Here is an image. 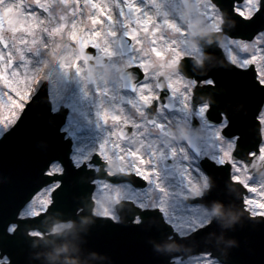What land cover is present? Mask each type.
<instances>
[{
	"label": "snow or ice",
	"instance_id": "obj_1",
	"mask_svg": "<svg viewBox=\"0 0 264 264\" xmlns=\"http://www.w3.org/2000/svg\"><path fill=\"white\" fill-rule=\"evenodd\" d=\"M57 6L62 9L59 16L53 12V8ZM148 6L150 0H147L144 7L139 6L137 0H55L54 4L52 0H0V84L3 85L0 88V108L9 110V118L0 120V126L14 124L19 118L17 110L23 109L25 101L33 98L38 81L34 76L29 78L30 65L26 59L20 58V52L36 43L38 36L44 35L45 30L48 34H54L55 29L63 35V32H72L75 29V38L71 42L83 49L84 57L76 59L74 65L65 67L75 68L78 72L85 60L91 63L94 59H99L96 55H89V48L99 50L101 55L106 57L117 55L113 48L117 49L122 33L132 47V54L127 57L128 74L132 67H138L144 73L145 82L133 87L135 99L128 101L127 106L121 104L123 98L118 95V91H113L106 84L96 85L99 100L97 115L104 125L108 126L111 121L108 135L99 148L107 175L134 173L155 183L156 188L163 194L159 207L166 215L170 214L165 206L169 194L159 183V172L154 166L155 161L161 158L164 152L151 141L154 130L163 131L171 123L166 117L164 122L153 118L156 113L163 115L164 105L157 102L161 100L160 92L168 89L170 95L179 100L182 109L190 104V114L195 111L201 121L207 122L208 128L212 120L210 110L216 112L205 145L216 149L212 155L215 163L231 166L230 180L237 183L248 214L252 218L264 217V209L255 205L249 206V200L257 196L256 192L251 191L252 181L240 183L239 173L234 171V168L248 167L264 156V0H230L227 6L220 0H210L203 13L210 22L214 21L216 10L226 11L236 22V28L232 31L223 27L219 29L225 33L226 40L224 45L215 49L229 67L207 76L190 78L191 85L186 86L182 92L173 85L163 86L158 82H151L146 62L155 54L153 49L155 52L163 51L160 45L167 34L163 25L153 20L145 11ZM167 23L170 21L165 15L164 24ZM183 31L181 29V32ZM145 48L148 49L147 55L144 54ZM185 58L183 63L188 62ZM225 73H235L237 76L227 78ZM129 79L128 75L121 88L126 86ZM221 86L224 91H218ZM202 91L218 92L217 102L201 103L198 97ZM237 96H243L248 101L245 116L251 113L254 120L251 124L236 127L235 131L230 132L229 129L238 117L229 110L228 103ZM243 140H249L251 148L242 150ZM169 150L174 157L183 154L182 148ZM109 157H123L126 161L125 169L118 173L109 171ZM45 175L50 177L48 181L34 189L10 216L0 217V264H17L16 250L21 248L25 226L39 223L56 207V194L63 191L64 176V169L58 164L57 158L53 157L48 162ZM185 178L187 184H190L192 176L186 172ZM104 192L111 196V210L120 202L121 193L118 190L109 192L107 186ZM246 193H251V196ZM110 215L113 219H118L111 211L106 214ZM140 222L137 217L135 223ZM179 226L180 223L177 225V231ZM202 227L203 221H195L188 232L191 235ZM196 247L193 243L191 251L187 253L189 258L186 264H199V261L205 259L209 264H217L211 253L197 252Z\"/></svg>",
	"mask_w": 264,
	"mask_h": 264
},
{
	"label": "rangeland",
	"instance_id": "obj_2",
	"mask_svg": "<svg viewBox=\"0 0 264 264\" xmlns=\"http://www.w3.org/2000/svg\"><path fill=\"white\" fill-rule=\"evenodd\" d=\"M209 0H190V9L192 14V20L197 26L198 32H209V31H217L220 28L221 25V15L218 10L215 11L214 14V21L210 22L208 17H206L204 13L205 6L209 3ZM52 3H55V0H52ZM145 5H147V0L145 2ZM144 5V6H145ZM143 6V5H142ZM150 8L149 11H146L153 20H157L161 25L164 27V31L166 32V37H163L164 42L160 45V47L163 49L162 52H155V49L152 51L155 53L153 56H151L146 64L147 68L149 70V74L152 78V82L155 78H158L159 76H162L165 79L166 84L176 86L178 91H183V89L186 86L191 85L192 81H186L183 79V77L178 73L177 71V64L179 60L184 57H192L197 62H201L202 60V52L200 50V47L196 45L194 42L191 34L187 31V22H186V15L180 6V3L178 0H150V6H148L146 9ZM169 10H171L172 15L175 19L171 20L170 23L164 24L165 19V13H168ZM62 9H60L58 6L53 8V12L56 16H59ZM176 15V16H175ZM169 17V16H168ZM167 17V19H168ZM174 22V23H172ZM178 25V27L176 26ZM177 29L184 31L182 32V38H179V34L177 33ZM62 31V26H61ZM75 29H73L72 32H63V35L60 34V32H57L55 29H53L54 34H46L47 30H45L46 37H51L53 41L57 44L56 48L52 50L51 54H49L48 61H51L54 63L50 68H47V66H41L43 60L37 61V69L36 73L32 76L35 77L36 81L38 83L35 85V90L40 85L41 79L44 77V80H46L48 83L50 77L54 74V72L58 69V75L59 77L63 76L62 85L64 86V82L72 81V75H69L70 72L67 67H65L66 63H75L76 59L80 58L77 53L76 45L74 46L72 44V40L75 38L73 35V32ZM82 31V29H81ZM154 34V33H153ZM122 35V33H121ZM42 38V36H38V39ZM226 37L223 38L220 46L225 44ZM169 43V45H167ZM37 49V44L34 43L30 45L25 51L20 52V58L23 59L25 56L27 57H33L32 54L35 53ZM18 51H20L18 49ZM98 57H106L101 55L99 50L95 49ZM114 52H117V55L115 56H108L110 58L107 65H105L101 70H97L101 73L103 79L100 83L93 82L96 85H107L110 89L113 91H118V95L123 98L121 101L122 105H125L127 103V99L125 96L122 95L121 88L118 83V74L120 73L123 68H126L128 66L127 57H129L132 52L129 55H126L124 57H121V53L119 48L117 49L113 48ZM63 52L65 54H63ZM148 49L145 48V55H147ZM72 54V56H71ZM68 55V56H65ZM61 57V62L60 61ZM64 58V60H63ZM46 61V62H48ZM46 64V63H45ZM56 65L58 67H56ZM81 70L85 72V63L81 65ZM75 73L77 71H74ZM87 72V71H86ZM72 73V72H71ZM31 76V77H32ZM31 77H29L31 79ZM76 78V77H75ZM74 78V79H75ZM78 81V79L76 80ZM145 82V81H144ZM143 82V83H144ZM77 84V83H76ZM3 85L0 84V88H2ZM191 91V88L189 87V92ZM120 92V93H119ZM58 93V91H57ZM62 93L59 91V94L57 97H61ZM189 100L191 99V96L189 95ZM53 97L58 99L55 94H53ZM27 101H25L26 103ZM96 101H94L93 104H91L92 109L98 112L99 109V103L95 104ZM64 103V102H63ZM69 106V104H68ZM71 106L76 109L77 103L74 102L71 103ZM73 109V108H72ZM75 109H73L74 112L78 113ZM90 111V110H88ZM190 111V104L183 107L179 102V100L175 99V115L173 117V120L176 124L171 127V129H168V132L170 133V137L167 138L165 135H161L160 133V140L153 139V144L160 147L161 151L164 152V150L167 152L166 155H163L161 158L155 161V167L157 171L159 172V183L162 185V187L168 192V200L166 202V208L168 209L169 215H165V219L171 223L174 227V229L177 230V225L180 223L178 232H183L184 234L188 231L191 225L196 221L199 223L200 221H203L204 224L207 223L211 219V214H209L206 210L199 208V207H191V209H187L183 207V205L176 201L175 197L172 195L174 190L179 193V188L177 186V179L175 175H173V171H165L162 168V163L167 160L168 158L174 159V170H177L179 173L184 174L187 172L192 176V180L190 184H187L186 178H185V184L183 187V190H186L187 195L190 196H196L201 194V189L207 188L208 186V180L205 177L204 174L199 176L200 173H202L197 168V160L192 157V155L188 154L184 148L178 144L174 145V132L177 131L180 134H183L188 126V115ZM20 110H17V115L19 116ZM89 112H87L88 114ZM197 115V114H196ZM200 123H201V138H202V156H207L209 159L212 160V155L215 154L216 149L212 148L210 145H205L206 141L208 140L210 136V130L212 128H208L206 126V121H201L200 117L197 115ZM9 118V110L7 108H0V120ZM77 118V116H75ZM84 119V118H83ZM111 122V121H109ZM101 124L105 126V128H102L100 130L98 127L92 126H84L83 131H88L92 129L91 131H99V133L103 134L104 140L106 136L108 135L107 132V125H104L102 122ZM12 125V124H11ZM11 125L8 126H0V135L6 131ZM89 127V128H88ZM175 130V131H174ZM94 138L96 136H91V142L88 145L82 144V142L75 141L74 147H73V153L71 155V159L74 162L75 165L79 166L82 162L88 161L90 159V154L92 153L91 148L97 147L96 152L99 153V148L102 142L99 140L100 145L92 143L94 141ZM96 142V141H94ZM166 145H170L171 148H182L183 154H178L176 157L171 155V152L169 149L165 148ZM79 147L81 152H85V155L87 158L79 159L77 160L74 148ZM164 149V150H163ZM80 153V152H79ZM119 161H116L114 157H109L107 164L110 166L111 172H117L123 171L126 167V161L123 157H120ZM121 161V163H120ZM213 161V160H212ZM217 164V163H216ZM234 171H238V180L241 183H245L249 181V177L246 175L243 168L235 169ZM262 180V179H261ZM263 184H261L258 181H252L253 186L255 185L257 189H251V191L256 192L257 196L251 200H249V206L255 205L257 208L264 209V180L261 181ZM154 188L156 187L155 183L153 184ZM105 186L109 188V192L111 190H118L121 193V200H130L136 205L140 207H144L143 201L145 199L149 200L150 205L155 204L159 206L160 200L162 198L161 193L153 192L155 190L148 189L144 194H141L137 191L131 190L126 185H120V186H111L105 182H96V189L93 193V201H95V208L94 211L98 215H106L109 211L114 215L113 208L110 210V201L111 196L104 192ZM263 186V188H262ZM181 193V192H180ZM184 194V193H183ZM99 197V198H97ZM120 200V201H121ZM152 207V206H150ZM176 213L177 215L173 214ZM112 218V216L110 215ZM67 227V225H58L54 228V231H61ZM177 264H180L177 262ZM199 264H209L207 259L199 261Z\"/></svg>",
	"mask_w": 264,
	"mask_h": 264
},
{
	"label": "water",
	"instance_id": "obj_3",
	"mask_svg": "<svg viewBox=\"0 0 264 264\" xmlns=\"http://www.w3.org/2000/svg\"><path fill=\"white\" fill-rule=\"evenodd\" d=\"M185 2H187V0H185ZM194 29V27H192ZM219 36H221V34H218ZM199 38H201L203 40V42L209 46L210 49H213L215 51L216 47H217V44L219 42V37H211V36H206V35H201L199 36ZM123 42V40H122ZM121 42L122 46H123V43ZM216 52V51H215ZM186 61H188L187 63H181L179 69L184 72V74L188 77H195L193 74H190L186 69L188 67V65L190 64V62H192L191 60L189 59H185ZM98 63H101V64H104L105 63V59H100L98 61ZM94 64H91L90 68L93 67ZM199 67H196V69H198ZM139 71L136 70V71H131L129 70V74H128V71L124 72V74L126 75V78L125 80L128 78V75L130 76V79L127 81V83H133V82H136L139 80V77H134V75H137ZM214 73H216L214 71ZM212 74V73H211ZM251 74V73H249ZM237 74H232V75H228L226 76L227 78H236ZM223 90L218 89V91H224V87L221 86ZM247 94V93H245ZM219 95L218 92H209V91H202L199 96L201 97H198L199 101L202 102L204 101L207 97L208 98H213V101L215 103V99L217 98V96ZM38 98H44L45 97V94L44 92L40 93L38 96ZM234 99L233 101H237V102H240L241 104L240 105H245L247 108H236L234 105H233V102H229L228 103V108L229 110L236 116L238 117V119L236 121L233 122V126L229 129V131H235V128L236 127H239V126H244V125H248V124H251L254 120V117L252 116L251 113H249L247 116H245L247 114V110H248V101L244 99L243 96H237V97H234L232 98ZM212 104V102H211ZM44 102H41L38 106L36 104H34L33 106L32 105H29L28 106V109H27V112L25 113V116H24V122H26V124H29V123H32L33 121L35 120H41V119H45V120H49L50 122L52 121V118L50 117V115L46 112L47 109H45L44 107ZM32 106V107H31ZM31 107V108H30ZM211 112V117H212V120L211 122H214L215 121V117H216V112L215 111H212L210 110ZM51 119V120H50ZM194 120V119H193ZM195 121V120H194ZM193 121V122H194ZM51 129H53V134H57V130H58V126H56V124H52L51 125ZM192 131L195 133H197L198 131V127L196 126L195 122L192 124ZM196 133H195V137H196ZM238 134V133H237ZM59 143L56 145V151H57V159H59L65 166H66V169H65V173H64V176H63V191L61 192H58L56 194V201L55 203L57 204L59 199L62 197V196H66L68 199H72L73 201H78L80 199V197H82V194H83V191L81 190L80 187H78V190L79 191H76V194L73 193V191L69 190V189H66L65 190V187L68 186L69 182H73L75 181V183L78 185V186H81L83 183L81 182H78L76 181V177L79 176V174L81 173V175L83 176H86V173H85V170L82 169L81 172L78 171V172H74L72 173L73 169L72 167L70 166V163L68 161V153H69V145L66 144V143H63L61 142V140L58 141ZM251 148V142L249 140H243L241 141V149L242 150H247ZM255 150V149H253ZM205 163H208L207 161H205ZM211 163L208 164L207 167H211ZM102 167H103V164H102ZM83 173V174H82ZM100 175H104V172L101 170L99 172ZM84 182H86V184L88 185L89 184V179L85 180ZM89 186V185H88ZM91 188V187H89ZM91 202L90 200H87L84 204H82L74 213L73 215H71L69 218V220L72 221L73 223V227H75L77 225V223L79 222L78 220L80 218H82V216H85V217H88V212H91ZM53 209H51L50 212H48L47 215H45L43 217V219H41L39 221L40 222H44L48 217H50L53 213ZM121 213V212H120ZM149 213L147 212H143L141 213V216L144 218L146 216H148ZM83 226L85 225V223L82 224ZM29 227H35V224H30V225H26L25 228L23 229V232H22V236H23V240L26 239V231ZM105 227H107V225H105ZM39 228L42 232H44L45 234V228L44 227H41V225L39 224ZM109 228H110V225H109ZM78 233H82V231H77L76 234ZM262 234V235H261ZM89 235L90 236H96V237H102V236H106L107 233L105 231H99V232H89ZM167 235V234H166ZM261 237H264V233H257L255 234V236H260ZM144 237L141 238L140 240V243L142 244V248H144V246H149V241L147 239L148 236L145 237V234L143 235ZM176 236V235H174ZM46 237V236H45ZM50 237H46L44 240H41L40 242H45L46 240H48ZM254 238V237H253ZM103 239V238H101ZM249 242V241H248ZM231 243H233V241H231ZM251 243V246L254 245V243L252 241L249 242V244ZM104 247L107 246V243L103 244ZM262 247H258L256 249H260L262 250ZM19 250H16V253L18 252ZM20 251L22 252V255L23 256H26L27 254L29 253H36L35 250H32V249H29V252H27L25 249H23L22 247L20 248Z\"/></svg>",
	"mask_w": 264,
	"mask_h": 264
},
{
	"label": "bare ground",
	"instance_id": "obj_4",
	"mask_svg": "<svg viewBox=\"0 0 264 264\" xmlns=\"http://www.w3.org/2000/svg\"><path fill=\"white\" fill-rule=\"evenodd\" d=\"M166 17H168V21H171L173 19H175L174 14L172 15L171 10H169L168 13H165ZM176 16V15H175ZM42 22H43V18H42ZM177 33L179 34V38H182V32L181 30L177 29ZM37 49L35 51L34 54H32V58L31 57H27L25 56L23 59H26L30 65V73L31 76L34 75L36 73V69H37V61H42V63L40 65L43 66H47L45 63L48 59V55L51 54L52 50H54L57 46V44L53 41V40H49L47 38L44 37V35H42V38L39 37V39L37 38ZM169 45V43L167 44ZM210 55L215 56L216 53L214 51L209 52ZM65 54V53H64ZM68 56V55H65ZM64 60V58H63ZM61 62V57H60V61ZM54 63H48V68H50ZM66 64H72L73 63H66ZM56 67H58L56 65ZM69 72H73L77 71L75 70V68H68ZM58 72L59 70L57 69L54 74L51 76V81H52V87H55L58 85L59 88H62V90L64 91V93H69V96L76 99L77 101V109L79 110L80 113V117H85L84 114L88 112V110H91L93 106H91V104L94 103V101H97V103L99 102L98 100V95L96 93L95 87L93 86V84H91V87H87L84 84L81 83H77L76 85H72V88L66 87L62 85V81H60V78H58ZM82 70L81 68L79 69V72H76V75L82 79ZM30 76V77H31ZM93 81L97 83H100L103 79L101 73L99 71H94L93 72V77H92ZM53 92L55 91L54 88L51 89ZM75 101V102H76ZM163 133H167L166 129L165 132ZM84 144V143H82ZM91 145V144H90ZM97 147H92L91 150L92 151H96ZM168 148H170V146H168ZM167 148V149H168ZM164 150V149H163ZM74 152L76 155L77 160L79 159H84L87 158V156L85 155V152H81V150L79 149V147H75L74 148ZM80 152V153H79ZM167 152L164 150V155H166ZM116 161H119L121 159L119 158H115ZM121 163V161H120Z\"/></svg>",
	"mask_w": 264,
	"mask_h": 264
},
{
	"label": "flooded vegetation",
	"instance_id": "obj_5",
	"mask_svg": "<svg viewBox=\"0 0 264 264\" xmlns=\"http://www.w3.org/2000/svg\"><path fill=\"white\" fill-rule=\"evenodd\" d=\"M71 116V112L69 113V116L68 117H70ZM157 116H158V113H156V114H154V117L153 118H155V119H157ZM151 141H153V137H151ZM183 182V181H182ZM181 182V183H182Z\"/></svg>",
	"mask_w": 264,
	"mask_h": 264
}]
</instances>
